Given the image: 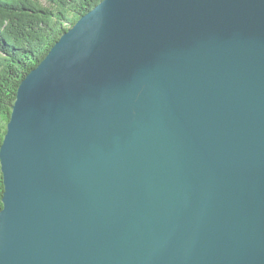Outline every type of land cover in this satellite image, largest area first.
Instances as JSON below:
<instances>
[{
	"label": "water",
	"instance_id": "1",
	"mask_svg": "<svg viewBox=\"0 0 264 264\" xmlns=\"http://www.w3.org/2000/svg\"><path fill=\"white\" fill-rule=\"evenodd\" d=\"M0 160V264H264V0H102Z\"/></svg>",
	"mask_w": 264,
	"mask_h": 264
},
{
	"label": "trees",
	"instance_id": "2",
	"mask_svg": "<svg viewBox=\"0 0 264 264\" xmlns=\"http://www.w3.org/2000/svg\"><path fill=\"white\" fill-rule=\"evenodd\" d=\"M101 1L0 0V149L22 79ZM3 192L0 160V210Z\"/></svg>",
	"mask_w": 264,
	"mask_h": 264
}]
</instances>
